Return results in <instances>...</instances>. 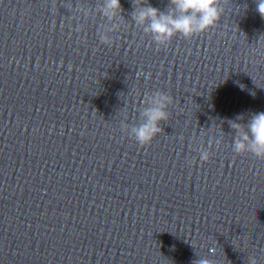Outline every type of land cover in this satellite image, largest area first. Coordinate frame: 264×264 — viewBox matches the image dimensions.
<instances>
[{"label": "clouds", "instance_id": "1", "mask_svg": "<svg viewBox=\"0 0 264 264\" xmlns=\"http://www.w3.org/2000/svg\"><path fill=\"white\" fill-rule=\"evenodd\" d=\"M219 0H170L166 11L151 6L148 0H132V20L143 31L151 35L157 45L166 46L177 35L191 38L215 26L220 19ZM264 17V0H257V9ZM123 11L120 0H105L103 14L109 19ZM102 42L110 43L106 36ZM243 89V85H239ZM172 97L158 92L151 100V107L143 112L144 123L134 127L132 132L136 142L149 145L162 129L160 122L168 119L167 105ZM243 117H237L241 120ZM231 129L236 133L233 141V151L237 154L252 153L258 159L264 160V112L253 113L247 124L229 121ZM209 153L202 151L200 160L209 161ZM195 264H210L206 259H200Z\"/></svg>", "mask_w": 264, "mask_h": 264}]
</instances>
